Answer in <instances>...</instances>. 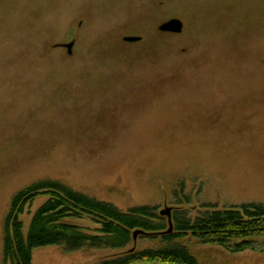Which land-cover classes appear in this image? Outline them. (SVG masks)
<instances>
[{
  "label": "rangeland",
  "instance_id": "obj_1",
  "mask_svg": "<svg viewBox=\"0 0 264 264\" xmlns=\"http://www.w3.org/2000/svg\"><path fill=\"white\" fill-rule=\"evenodd\" d=\"M171 18L181 33L158 30ZM44 180L148 207L157 229L123 248H36L32 264H103L171 234L197 264H264L259 247L176 230L178 216L264 206V0H0V264L11 200ZM46 200L25 206V234ZM65 221L98 233L93 216Z\"/></svg>",
  "mask_w": 264,
  "mask_h": 264
},
{
  "label": "trees",
  "instance_id": "obj_2",
  "mask_svg": "<svg viewBox=\"0 0 264 264\" xmlns=\"http://www.w3.org/2000/svg\"><path fill=\"white\" fill-rule=\"evenodd\" d=\"M39 196H47V200L32 215L25 234L20 216L25 206ZM149 210L148 207H140L124 213L109 203L89 198L56 180L33 183L17 192L11 200L10 209L3 221L2 260L10 264H32L34 249L53 245L63 246L68 251L87 245L123 248L132 240L135 229H157L149 219ZM81 214L97 218L98 233L90 235L65 221ZM176 219V230L190 233L202 242L222 246L230 244L233 251L255 247L264 250V206L207 211L192 222L180 216ZM180 236H164L168 246L155 252L129 258L118 257L103 264H197L187 248L178 243Z\"/></svg>",
  "mask_w": 264,
  "mask_h": 264
},
{
  "label": "water",
  "instance_id": "obj_3",
  "mask_svg": "<svg viewBox=\"0 0 264 264\" xmlns=\"http://www.w3.org/2000/svg\"><path fill=\"white\" fill-rule=\"evenodd\" d=\"M182 29H183V23L177 18H171V19L161 23L158 26V30L160 32H163V33L179 34V33H181ZM140 40H141L140 36H125V37H123V41H125V42H137ZM73 45H74V41H70L68 43L62 44V46L66 48L68 54H71ZM161 215L167 217L168 224H169L168 232H171V230H172L171 208H165L164 210H162ZM145 233L146 232L141 230V229H135L132 233V238L135 241L136 237L139 234H145Z\"/></svg>",
  "mask_w": 264,
  "mask_h": 264
},
{
  "label": "flooded vegetation",
  "instance_id": "obj_4",
  "mask_svg": "<svg viewBox=\"0 0 264 264\" xmlns=\"http://www.w3.org/2000/svg\"><path fill=\"white\" fill-rule=\"evenodd\" d=\"M58 46H62V44L58 45Z\"/></svg>",
  "mask_w": 264,
  "mask_h": 264
}]
</instances>
